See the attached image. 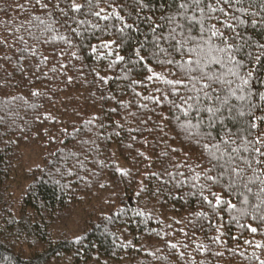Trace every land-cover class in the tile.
Masks as SVG:
<instances>
[{"label":"trees","instance_id":"trees-1","mask_svg":"<svg viewBox=\"0 0 264 264\" xmlns=\"http://www.w3.org/2000/svg\"><path fill=\"white\" fill-rule=\"evenodd\" d=\"M74 2L81 12L71 10L73 0H42L47 8L36 0H0V264H260V181L251 191L233 187L214 166L212 155L221 152L213 145L224 131L208 128L207 113L185 117L172 105L180 101L163 80L176 79L178 70L152 55L155 36L146 18L163 24L179 0H92L91 9L87 0ZM219 7L229 16L213 15L239 33L241 74L252 72L247 90L236 94L247 99L229 100L252 115L225 124L237 133L241 119L264 128L256 120L264 117V0ZM124 23L133 29L121 35ZM112 41L111 49L103 47ZM141 44L144 63L135 56ZM117 54L125 60L115 63ZM149 67L161 79L149 80ZM34 149L41 162L23 175L16 197L13 176L24 152ZM257 173L264 178L259 166ZM212 193L235 207H217ZM78 212L84 225L74 236L69 223Z\"/></svg>","mask_w":264,"mask_h":264},{"label":"snow or ice","instance_id":"snow-or-ice-1","mask_svg":"<svg viewBox=\"0 0 264 264\" xmlns=\"http://www.w3.org/2000/svg\"><path fill=\"white\" fill-rule=\"evenodd\" d=\"M36 2L40 4L41 8L48 7V3H42V0H36ZM236 3H240V0H236ZM220 4L230 7L231 0H216L215 4L212 3V0H179L175 13L163 16L162 12L163 24L154 23L151 17H147L146 22L155 36L152 55L160 63H167L178 70L172 73L177 77L176 79L163 80L165 84L169 85L170 94L180 101L177 104L176 100H173L172 105L180 109L185 117L197 118L199 114L207 113L208 128L211 129L219 124L221 130L224 131V136L220 137L221 143L213 145L217 152H221L220 156L212 155V159L217 161L214 166L222 168L229 175L233 187L239 183L251 191L248 186L259 180L260 192L264 193V178L257 173V166H259L261 174H264V128H261L256 121L249 122L241 119V132L237 133L227 129L225 124L226 120H236L252 115L251 108L246 113L243 108L237 109L235 105L229 103L231 97H236L239 100L247 99V96H237L236 94L237 91L245 92L247 90L252 72L249 71L247 76L240 72L244 66L242 59L238 58L242 46L235 42L239 33H236L232 24L222 21L219 15H213L219 12L224 17L229 16L224 7H219ZM53 7L58 8L59 4L57 3ZM70 7L73 12H81L84 6L73 0ZM87 7L89 9L93 7L92 0H87ZM61 11L63 12V10ZM190 11L191 15H189ZM197 13H199V19ZM94 14L103 20L110 18L108 15L101 16V12ZM63 15L67 16V13L64 12ZM112 15L122 21L118 13L114 12ZM178 18L179 22H177ZM34 19L39 18L35 17ZM217 23L222 24L235 35L226 36L217 27ZM240 23L243 24L244 21L240 20ZM126 29H133V25L124 23L118 31L123 35ZM165 29H167V35L164 34ZM160 41L166 42L167 47H160ZM113 43L115 41L105 43L103 47L111 49ZM143 47L144 45L141 44L135 50V56L140 63L145 62L140 51ZM161 53L168 57L166 61L160 60ZM109 54L111 55V53ZM177 55L181 62L177 61ZM256 59L259 61V57ZM124 60V56L117 54L114 62L119 63ZM148 72L152 73L148 77L149 80L161 79L151 67L148 68ZM237 81L239 83H236ZM104 82L107 83V79H104ZM234 83L236 84L235 88L233 87ZM248 94L251 95L250 92ZM167 98V96L164 97V99ZM260 99L264 101V95H261ZM154 102L160 103V99L157 98ZM256 120L264 122V117H256ZM208 136H211L210 131ZM221 144L224 146L223 150H221ZM205 148L207 149L208 145H205ZM243 153L248 155H243ZM221 160H223L222 164L219 163ZM249 171L251 175H248ZM124 174L121 172V175ZM206 179L217 183V179L212 176H206ZM212 195L215 196L217 207L222 203H229V207H235L230 202L222 201L220 196L215 193ZM204 199L207 201V197ZM245 202L247 203V200ZM208 203L211 205V201ZM250 231L255 233L257 229L251 228ZM256 247H261V245L257 244ZM260 264H264V261H261Z\"/></svg>","mask_w":264,"mask_h":264},{"label":"rangeland","instance_id":"rangeland-1","mask_svg":"<svg viewBox=\"0 0 264 264\" xmlns=\"http://www.w3.org/2000/svg\"><path fill=\"white\" fill-rule=\"evenodd\" d=\"M23 158H24L23 165L20 171H18L15 174V176H13L12 190L14 191L16 197H18L22 192L19 189L25 186V180L23 179L24 177L23 175L41 162V154L37 149L26 150L24 152ZM83 225H84V220L82 219V214L78 212L75 218L69 223V228L71 229L73 235L77 236L82 232ZM56 264H70V263L68 260V262L61 261V262H57Z\"/></svg>","mask_w":264,"mask_h":264}]
</instances>
